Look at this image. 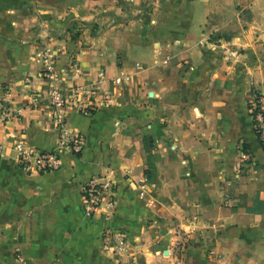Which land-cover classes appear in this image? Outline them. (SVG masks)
<instances>
[{"label": "crops", "instance_id": "crops-1", "mask_svg": "<svg viewBox=\"0 0 264 264\" xmlns=\"http://www.w3.org/2000/svg\"><path fill=\"white\" fill-rule=\"evenodd\" d=\"M105 2L0 0V105L12 115L0 111V264H264V148L249 111L264 91V0H155L179 10L166 11L164 39L118 27ZM54 85L112 97L90 116L62 110L80 154L59 146ZM16 142L57 151L60 167L28 172ZM91 178L114 190L92 216ZM108 228L126 232L127 256L105 248Z\"/></svg>", "mask_w": 264, "mask_h": 264}, {"label": "built area", "instance_id": "built-area-1", "mask_svg": "<svg viewBox=\"0 0 264 264\" xmlns=\"http://www.w3.org/2000/svg\"><path fill=\"white\" fill-rule=\"evenodd\" d=\"M38 56L43 60L46 70V77L57 80V75L52 71L47 60L48 53L45 50L39 52ZM70 59L73 67H78L77 55L72 53ZM138 67V66H137ZM130 82V75L123 74L113 83L117 86L126 85ZM48 99L52 111V120L60 135L59 146L66 147L74 154H80L84 148V138L78 133L70 132L67 129V115L62 112L64 108H72L80 114L90 116L93 115L100 107L112 104V97L108 92H101L93 86H84L75 88L72 91H65L59 86L54 85L48 93ZM255 133L258 136L264 148V91L255 89L253 99L249 105ZM6 112V111H5ZM12 117L11 113L3 114V121H7ZM16 139V134L11 135ZM14 150L17 153L18 162L30 173L44 174L57 170L60 163V156L57 151H42L36 148L26 146L24 142H16ZM251 157L247 151H242L239 157L237 168L242 171L245 165L250 161ZM142 189L146 190L147 185L143 184ZM84 207L89 215H94L96 211L103 206L105 196L113 197V187L109 182H100L97 178L89 179L83 187ZM110 214L115 211V203L111 199L108 203ZM104 244L107 250L113 251L115 254H125L129 248L128 236L126 232L108 228L104 232Z\"/></svg>", "mask_w": 264, "mask_h": 264}, {"label": "rangeland", "instance_id": "rangeland-1", "mask_svg": "<svg viewBox=\"0 0 264 264\" xmlns=\"http://www.w3.org/2000/svg\"><path fill=\"white\" fill-rule=\"evenodd\" d=\"M155 0H106V16H115L120 19L121 24L118 27L128 30L131 29L132 32L135 30L137 32L147 33L152 31L161 32L163 34V39L171 37V33L164 31L163 26L171 28L169 24H164L167 22H172L171 17L168 16V12H178L179 10H170L162 8L151 10L154 6ZM169 1V0H167ZM166 11L167 14H166ZM83 27V26H82ZM159 46V43H157ZM1 104V102H0ZM11 112L7 108H3L0 105V111ZM68 129V128H67ZM69 130V129H68ZM128 251L125 254H119V257L127 256Z\"/></svg>", "mask_w": 264, "mask_h": 264}]
</instances>
